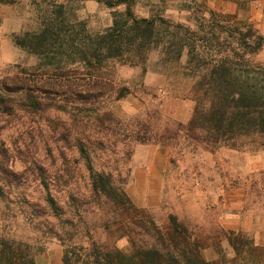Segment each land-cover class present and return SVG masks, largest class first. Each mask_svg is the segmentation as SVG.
Returning a JSON list of instances; mask_svg holds the SVG:
<instances>
[{
  "label": "rangeland",
  "instance_id": "374dc122",
  "mask_svg": "<svg viewBox=\"0 0 264 264\" xmlns=\"http://www.w3.org/2000/svg\"><path fill=\"white\" fill-rule=\"evenodd\" d=\"M204 1L217 13H238L237 5L225 0H139L133 12L138 18L160 16L196 30L195 3ZM54 5L64 7L67 22L58 34L74 39V48L61 50L56 44L39 54L17 47L15 37L38 32L47 18L60 19ZM125 9H109L94 0H0V82L17 75L49 77L75 68L83 76L92 73V81L98 83L95 89L82 83L75 99L60 101L63 110L21 114L10 122L0 118V188L5 191L0 197V236L43 248L37 264H63L64 248L50 233L61 227L60 219L74 217L76 242L87 241L83 238L87 234L113 242L102 228L98 205L89 198L84 163L76 151L57 140L64 133L69 142L91 140L95 169L110 174L160 227L177 217L205 243L206 260L231 264L235 254L227 239L230 232H241L264 246V135L216 144L199 129L191 132L189 125L199 97L206 99L205 92L195 88L197 79L186 55L178 59L182 43L177 49L165 44L164 28L158 47L146 54L103 58L96 69L78 62L83 44L109 30L114 14ZM246 17L264 36V1L255 3ZM55 23L58 32L61 21ZM254 59L264 65V46ZM64 157L71 164L78 161L70 177L64 176ZM32 160L44 168L50 190L66 212L60 219L48 214L35 218L34 205H39L41 214L46 211V193L42 181L33 174L29 178ZM71 195L79 199L78 211ZM116 246L127 250L129 241L121 239Z\"/></svg>",
  "mask_w": 264,
  "mask_h": 264
},
{
  "label": "trees",
  "instance_id": "16d2710c",
  "mask_svg": "<svg viewBox=\"0 0 264 264\" xmlns=\"http://www.w3.org/2000/svg\"><path fill=\"white\" fill-rule=\"evenodd\" d=\"M94 1L109 9L121 6L126 9L114 14L113 26L109 30L91 36L83 44L78 62L96 69L101 66L103 58L113 60L125 55L146 54L158 47L160 41L157 39L164 28L165 44L176 48L182 43L178 59L186 55L190 70L195 72L193 77L197 79L195 88L205 92L206 99L199 97L189 125L191 132L199 129L207 140L216 144H230L238 139L264 135V65L254 59L264 46V36L246 17L255 3L264 0H225L237 5L238 13L235 15L217 13L205 1L200 5L195 3L199 11L195 18L196 30L181 24L173 25L160 16L136 17L133 8L139 0ZM54 6L59 9L60 19L55 20L61 21V29L57 32L55 20L47 18L38 32H25L15 37L17 47L39 54L48 53L47 48L52 49L56 44L61 50H65L64 47L70 51L74 48V39L68 36L62 39L58 34L66 29L64 7ZM206 22L209 24L206 25ZM46 64L51 65L52 62ZM83 75L74 68L60 70L49 77L35 74L5 78L0 82V118L10 122L21 114L37 116L48 114L52 108L63 110L60 101H69V97L70 100L75 99L82 83L96 88L98 83L92 81V73ZM119 94L123 97V93ZM73 117L76 122V116ZM55 128H59L57 124ZM61 135L57 140L65 142L72 152L76 151L88 171L89 198L98 205L100 220L104 223L102 228L113 240L101 242L87 234L83 237L87 241L76 242L77 222L74 217L60 219L66 212L50 190L44 168L32 160L29 163V178L33 174L36 180L42 181L46 193V211L42 210L41 214L36 204L33 212L35 218L48 214V217L60 219L61 227L56 232L51 228L50 233L64 248L63 264H223L220 259H205V243L177 217L171 216L167 226L160 227L151 214L133 203L110 174L97 171L90 154L94 145L91 140L69 142L64 133ZM64 162V176L70 177V169L78 161L71 164L64 157ZM2 171L10 176L3 167ZM0 197H5L4 188H0ZM70 199L78 211L80 206L76 203L79 199L75 195H71ZM124 238L129 241L127 250L116 246ZM227 239L235 254L231 264H264V246L256 245L241 232L232 231ZM36 247V243L0 236V264H37V256L43 248Z\"/></svg>",
  "mask_w": 264,
  "mask_h": 264
}]
</instances>
